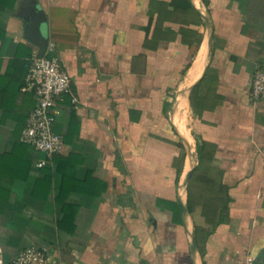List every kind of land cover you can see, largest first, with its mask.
<instances>
[{
  "label": "crops",
  "instance_id": "0c3cea01",
  "mask_svg": "<svg viewBox=\"0 0 264 264\" xmlns=\"http://www.w3.org/2000/svg\"><path fill=\"white\" fill-rule=\"evenodd\" d=\"M38 7L71 80L50 157L18 139ZM263 62L264 0H0V264L28 246L53 264L263 262Z\"/></svg>",
  "mask_w": 264,
  "mask_h": 264
},
{
  "label": "built area",
  "instance_id": "2783aa9c",
  "mask_svg": "<svg viewBox=\"0 0 264 264\" xmlns=\"http://www.w3.org/2000/svg\"><path fill=\"white\" fill-rule=\"evenodd\" d=\"M26 73L22 89L32 90L36 103L30 109L19 141L44 152L48 157L60 153L64 140L54 130V106L59 97L70 92V76L62 67L58 57L46 50L39 56L31 55L26 61ZM264 93V62L251 75L249 98L257 101ZM74 100V98H73ZM45 160L38 161V165ZM8 264H53L47 249L38 246L23 248ZM244 264H264L246 253Z\"/></svg>",
  "mask_w": 264,
  "mask_h": 264
},
{
  "label": "water",
  "instance_id": "95a60500",
  "mask_svg": "<svg viewBox=\"0 0 264 264\" xmlns=\"http://www.w3.org/2000/svg\"><path fill=\"white\" fill-rule=\"evenodd\" d=\"M46 23L45 14L43 10L38 7L36 19L28 24V35L38 45V52L36 56L41 55L46 47L47 36L43 32V25ZM34 29H36V34Z\"/></svg>",
  "mask_w": 264,
  "mask_h": 264
}]
</instances>
